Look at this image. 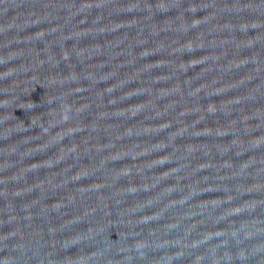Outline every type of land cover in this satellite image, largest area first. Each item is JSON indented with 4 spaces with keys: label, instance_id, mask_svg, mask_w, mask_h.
<instances>
[{
    "label": "water",
    "instance_id": "water-1",
    "mask_svg": "<svg viewBox=\"0 0 264 264\" xmlns=\"http://www.w3.org/2000/svg\"><path fill=\"white\" fill-rule=\"evenodd\" d=\"M0 264H264V0H0Z\"/></svg>",
    "mask_w": 264,
    "mask_h": 264
}]
</instances>
